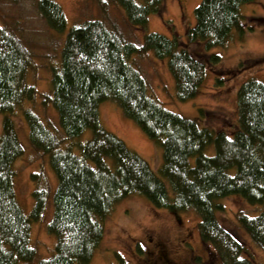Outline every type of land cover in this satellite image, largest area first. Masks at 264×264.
<instances>
[{"label": "trees", "instance_id": "1", "mask_svg": "<svg viewBox=\"0 0 264 264\" xmlns=\"http://www.w3.org/2000/svg\"><path fill=\"white\" fill-rule=\"evenodd\" d=\"M33 1L50 36L61 44L55 63H37L27 43L0 25V264H89L102 243L106 219L130 196L144 198L155 209L196 215L198 237L210 248L206 252L224 264H258L217 214L229 197L256 208L253 214L236 213L235 220L249 240L264 249V80L250 77L239 86L236 118L227 133L201 124L203 115L189 119L168 110L149 92L133 61L145 54L165 61L176 100L194 99L219 61L211 51L226 47L234 33L239 38L245 30L253 31L244 24L241 9L254 0H201L193 10L194 24L182 38L145 33L141 45L126 41L103 19L73 22L67 28L55 1ZM112 2L129 27L140 30L149 15H160L164 8V0ZM256 18L251 17L264 25V17ZM35 65L48 71L47 94L28 81ZM40 95V102L56 113L58 134L31 105ZM107 101L159 145L161 165L156 172L101 125L98 107ZM17 113L31 149L45 159L56 182L53 189L41 187L42 176L31 175L36 186L28 215L15 192V164L24 153L14 123ZM48 207L52 214L46 231L54 247L47 258H38L31 226ZM115 258L118 264H128L121 255Z\"/></svg>", "mask_w": 264, "mask_h": 264}, {"label": "rangeland", "instance_id": "2", "mask_svg": "<svg viewBox=\"0 0 264 264\" xmlns=\"http://www.w3.org/2000/svg\"><path fill=\"white\" fill-rule=\"evenodd\" d=\"M53 1L62 8L67 28L73 22L103 19L107 25L115 26L126 41L141 45L145 33L167 37L176 33L182 38L187 28L193 26V10L201 0H164L162 13L149 15L143 30L129 27L112 0ZM241 13L244 24L252 25L253 31L245 30L239 38L234 33L226 47L211 51L219 57V61L211 66L214 67L213 72H207L205 84L194 99L183 102L176 100L173 80L165 61L156 59L152 54L134 57V64L142 70L149 92L168 110L189 119L203 115L201 124L225 129L228 133L236 118V91L239 86L250 77L264 80V25L251 19L253 16L256 19L264 17V0H254L252 4L243 6ZM0 25L9 27L27 43L32 57L37 56V63H55L61 40L50 36L33 0H0ZM241 63L245 66L238 69ZM34 68L29 72L28 81L39 93L47 94L50 90L48 71L40 65ZM217 75L222 77V84H217ZM40 100L41 95L31 103L32 107L58 134L56 113L51 105L42 104ZM98 113L100 123L106 130L147 161L153 171L159 169V145L150 141L115 104L109 101L101 103ZM20 117L17 113L14 123L24 153L15 164V192L20 206L28 215L33 204L31 193L36 186L31 175L36 173L42 176L45 183L41 187L53 189L56 182L45 159L31 149ZM2 120L3 116L0 115V133ZM222 204L224 210L217 214L219 223L236 233L256 263L264 264V249L256 247L237 227L235 220L236 213L253 214L257 209L238 197H229ZM51 214L48 207L42 219L31 226L32 245L38 252V258H47L54 247V238L46 231ZM197 221V216L191 213L176 215L155 209L140 196H130L117 203L106 219L102 243L89 264H118L115 254L121 255L128 264H161L160 261L156 262L160 248L166 253L167 264H224L219 256L206 252L210 248H206L198 237Z\"/></svg>", "mask_w": 264, "mask_h": 264}, {"label": "flooded vegetation", "instance_id": "3", "mask_svg": "<svg viewBox=\"0 0 264 264\" xmlns=\"http://www.w3.org/2000/svg\"><path fill=\"white\" fill-rule=\"evenodd\" d=\"M157 255L158 256L156 258V262L157 261H161L162 264H167L166 253H165V251L163 249L160 248V251H159V253ZM207 262H210V261L207 259Z\"/></svg>", "mask_w": 264, "mask_h": 264}]
</instances>
